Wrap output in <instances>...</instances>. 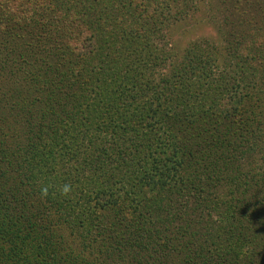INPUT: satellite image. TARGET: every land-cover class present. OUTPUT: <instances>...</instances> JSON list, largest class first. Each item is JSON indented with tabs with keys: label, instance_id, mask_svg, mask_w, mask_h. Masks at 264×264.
<instances>
[{
	"label": "trees",
	"instance_id": "obj_1",
	"mask_svg": "<svg viewBox=\"0 0 264 264\" xmlns=\"http://www.w3.org/2000/svg\"><path fill=\"white\" fill-rule=\"evenodd\" d=\"M190 1L0 0V264H264V0Z\"/></svg>",
	"mask_w": 264,
	"mask_h": 264
},
{
	"label": "rangeland",
	"instance_id": "obj_2",
	"mask_svg": "<svg viewBox=\"0 0 264 264\" xmlns=\"http://www.w3.org/2000/svg\"><path fill=\"white\" fill-rule=\"evenodd\" d=\"M222 0H191L184 19L169 24L165 29L166 42L178 54L193 41L213 38L223 45L225 40L219 34L220 29L227 26L222 21ZM216 15V18H211Z\"/></svg>",
	"mask_w": 264,
	"mask_h": 264
},
{
	"label": "clouds",
	"instance_id": "obj_3",
	"mask_svg": "<svg viewBox=\"0 0 264 264\" xmlns=\"http://www.w3.org/2000/svg\"><path fill=\"white\" fill-rule=\"evenodd\" d=\"M70 190H71V189H70V185L65 184V185L63 186L62 193H63V194H67V193L70 192ZM42 193H43L44 195H47V188L42 189Z\"/></svg>",
	"mask_w": 264,
	"mask_h": 264
}]
</instances>
